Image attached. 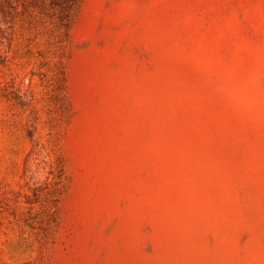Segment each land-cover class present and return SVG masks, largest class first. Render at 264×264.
I'll return each mask as SVG.
<instances>
[{"label": "rangeland", "instance_id": "374dc122", "mask_svg": "<svg viewBox=\"0 0 264 264\" xmlns=\"http://www.w3.org/2000/svg\"><path fill=\"white\" fill-rule=\"evenodd\" d=\"M0 264H264V0H0Z\"/></svg>", "mask_w": 264, "mask_h": 264}, {"label": "trees", "instance_id": "16d2710c", "mask_svg": "<svg viewBox=\"0 0 264 264\" xmlns=\"http://www.w3.org/2000/svg\"><path fill=\"white\" fill-rule=\"evenodd\" d=\"M72 1H74V0H69L70 3H71Z\"/></svg>", "mask_w": 264, "mask_h": 264}]
</instances>
